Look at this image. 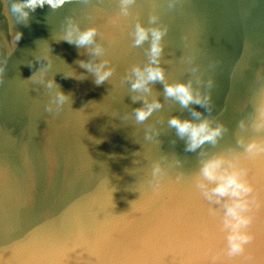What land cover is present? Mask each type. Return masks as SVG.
<instances>
[{
  "label": "water",
  "instance_id": "1",
  "mask_svg": "<svg viewBox=\"0 0 264 264\" xmlns=\"http://www.w3.org/2000/svg\"><path fill=\"white\" fill-rule=\"evenodd\" d=\"M9 8L0 0V264H264V158L242 161L253 185V235L229 256L192 184L200 150L184 151L167 125L188 111L157 82L162 108L136 123L131 110L142 101H132L124 80L146 60L147 42L132 46V28L157 13L167 26V78L192 79L210 95L205 114L226 127L202 150L228 152L237 122L264 102V0H134L127 17L118 0H69L38 7L26 23ZM68 17L98 27L109 80L93 83L78 63L89 54L60 39ZM48 78L70 93L58 110H49L40 83ZM146 131L155 134L146 139ZM156 161L162 173L153 178Z\"/></svg>",
  "mask_w": 264,
  "mask_h": 264
},
{
  "label": "clouds",
  "instance_id": "2",
  "mask_svg": "<svg viewBox=\"0 0 264 264\" xmlns=\"http://www.w3.org/2000/svg\"><path fill=\"white\" fill-rule=\"evenodd\" d=\"M69 0H10V12L18 22H27L31 12L45 5L55 10ZM134 0H118L120 17L130 14ZM167 26L159 22V15L152 13L147 21L137 20L130 33L132 46L147 42L144 63L130 65L124 80L133 102L142 101L131 110L136 123H142L163 106L160 96L154 94V83L162 84L163 97L175 101L180 111L187 110L188 116L179 113L167 118V125L175 132V137L184 141V151L197 153L198 167L193 173L192 184L199 195L209 202L208 212L217 219L224 235L227 255L242 253L252 239L250 225L253 221V185L248 170L242 164L245 160L264 158V102L254 106L249 118L237 122L235 145L228 152H205L202 146L215 145L226 131L222 121L205 114L210 111V95L194 86L192 79L170 80L161 63L164 49L163 37ZM21 33L17 32V39ZM99 30L95 24L82 26L68 17L60 39L89 54L87 60H79L81 67L91 73L93 83L99 85L109 80L114 72L105 57V48L98 40ZM196 72V68L192 69ZM40 83L50 93L49 110H58L67 104L71 97L54 78L41 80ZM211 83L210 81L208 82ZM199 106V107H196ZM155 133L146 131L145 138L151 139ZM179 165L181 161L175 160ZM162 173L159 161L153 162L151 176L158 178Z\"/></svg>",
  "mask_w": 264,
  "mask_h": 264
}]
</instances>
